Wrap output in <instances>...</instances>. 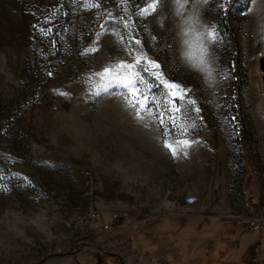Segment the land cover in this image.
I'll use <instances>...</instances> for the list:
<instances>
[{"label":"rangeland","instance_id":"obj_1","mask_svg":"<svg viewBox=\"0 0 264 264\" xmlns=\"http://www.w3.org/2000/svg\"><path fill=\"white\" fill-rule=\"evenodd\" d=\"M84 2L0 0V264H264V0L181 14L164 0L133 26L202 109L175 156L163 140L176 136L91 75L117 55L114 38L81 55L101 24L127 41L133 29L109 13L128 19L142 0ZM181 21L188 50L211 45L214 90L180 59Z\"/></svg>","mask_w":264,"mask_h":264},{"label":"snow or ice","instance_id":"obj_2","mask_svg":"<svg viewBox=\"0 0 264 264\" xmlns=\"http://www.w3.org/2000/svg\"><path fill=\"white\" fill-rule=\"evenodd\" d=\"M163 2L164 0H142V6L133 5L135 12L128 19L109 13L110 20L122 24L124 29H133L129 38L125 41L116 26L109 27L101 24V30L94 33L93 38L83 47L81 55L96 53L100 50L102 38L106 35L112 36L117 44V55L91 75L104 81L105 86L101 89L104 92H108L112 86L121 89L119 94L126 107L134 111L138 120H142L144 114H147L159 124L165 135L176 136L175 144L167 139L163 140V146L173 156L177 155V145L183 146L184 154L187 155L186 149L196 142L190 138L192 131L197 128L196 121L203 119L200 115L202 109L198 106V100L192 97L194 90L176 78L174 65H168L167 72L162 70L161 61L149 55V52L145 50L144 41L133 28L137 20L158 16ZM209 3L215 5L217 13L221 12L222 6L216 5L215 0H176L177 13L188 11L189 5L192 9H197L198 5ZM82 6L85 10L98 9L101 3L100 0H91L90 3L84 2ZM230 7L231 4H229ZM123 11L126 14L127 8L124 7ZM219 38L218 28L209 27L206 39L214 42ZM149 39L156 41L157 37L149 36ZM165 47L170 46L165 42ZM154 49L155 45H152L150 50ZM205 50L206 46L200 47L201 53ZM121 57H127V59ZM202 62L201 59L199 63ZM153 89L162 91L158 94ZM95 94L99 95V91Z\"/></svg>","mask_w":264,"mask_h":264},{"label":"clouds","instance_id":"obj_3","mask_svg":"<svg viewBox=\"0 0 264 264\" xmlns=\"http://www.w3.org/2000/svg\"><path fill=\"white\" fill-rule=\"evenodd\" d=\"M264 34V33H262ZM180 38V59L183 60L192 70L200 73L204 85L209 89H215L220 83L217 78L216 60L211 52V45H206V50L201 53L200 51L193 54L188 50L186 42L184 40V22L181 21L179 25V31L177 33ZM191 54V57H190ZM202 59V63L199 61Z\"/></svg>","mask_w":264,"mask_h":264},{"label":"water","instance_id":"obj_4","mask_svg":"<svg viewBox=\"0 0 264 264\" xmlns=\"http://www.w3.org/2000/svg\"><path fill=\"white\" fill-rule=\"evenodd\" d=\"M259 68H260V71H261V84H262V87H263V90H264V57L260 58L259 60Z\"/></svg>","mask_w":264,"mask_h":264},{"label":"built area","instance_id":"obj_5","mask_svg":"<svg viewBox=\"0 0 264 264\" xmlns=\"http://www.w3.org/2000/svg\"><path fill=\"white\" fill-rule=\"evenodd\" d=\"M125 216H126L125 213H113L112 214V220H113V222H117V221L121 220Z\"/></svg>","mask_w":264,"mask_h":264},{"label":"trees","instance_id":"obj_6","mask_svg":"<svg viewBox=\"0 0 264 264\" xmlns=\"http://www.w3.org/2000/svg\"><path fill=\"white\" fill-rule=\"evenodd\" d=\"M222 22H223V21H222ZM223 26H224L227 30H229V29L227 28L225 22H223ZM233 45H234V44H233ZM231 110H232V112H234V113H235V111H236V110H235V107H233V106H232ZM87 245H90V244L88 243ZM96 247H98V246H96Z\"/></svg>","mask_w":264,"mask_h":264}]
</instances>
